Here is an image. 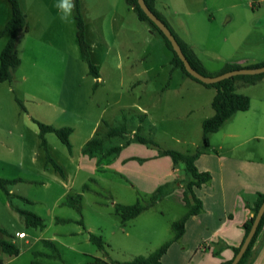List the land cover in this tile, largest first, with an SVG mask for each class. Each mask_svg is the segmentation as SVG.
I'll return each mask as SVG.
<instances>
[{"label":"rangeland","instance_id":"obj_1","mask_svg":"<svg viewBox=\"0 0 264 264\" xmlns=\"http://www.w3.org/2000/svg\"><path fill=\"white\" fill-rule=\"evenodd\" d=\"M20 2L27 13L30 31L22 32L18 38L22 62L13 70L11 80L0 83V178L23 179L8 184L6 190L0 188V238L16 243L20 252L9 255L0 248V264H82L96 258L116 264L149 255L152 244L140 245L132 221L123 224L112 205L113 201L132 204L136 197L145 204L150 200L149 194L134 192L132 195L124 187L125 177L121 173L95 171L96 181L80 173L73 188V194L83 195L79 213L66 204L71 195L63 194L66 188L56 182L49 185L39 182L46 179L49 183L55 173L52 167L51 170L43 168L46 151L40 146V130L33 118L56 127L77 126L72 144L75 152L81 153L79 142L94 125L105 132L127 122L129 128L133 127L137 116L143 115L140 107L144 106L154 113L157 121L152 133L157 144L145 145L151 152L160 154L167 149L194 152L203 144V119L214 113L212 100L216 87L199 82L198 88H187L181 96L174 91L156 94L167 75L168 58L173 52L165 46L157 30L139 19L127 0H70L74 7L67 20L61 19L64 13L57 7L60 0ZM208 5L214 8L215 21L210 19V10L204 8ZM219 5L227 2L159 0L156 8L172 31L181 40L194 44L204 57L206 76L221 74L230 65L224 62L223 54L232 49L225 37L233 29L236 18L226 22V11L219 13ZM77 6L91 44V60L102 76L99 83L81 57L76 35ZM10 13L9 1L0 0V29ZM5 43L6 38L1 37L0 53ZM214 53L222 54V58L214 57ZM149 67L153 70L145 72ZM246 78L235 80V91L250 97V107L234 113L222 128L232 126L236 132L247 133V128L253 126L254 131L248 134L256 133L258 137L251 143L264 147V138H261L264 135V81L249 85ZM219 133L217 136H221ZM45 138L51 152L64 164L68 148L53 132ZM84 183L90 189L83 192ZM153 210V221L147 230L151 242L157 241L169 228L167 225L175 215L184 212L182 207L180 210L168 208L166 201ZM23 211L42 216L44 227L28 225ZM54 216L68 221L57 224ZM83 226L93 227L94 233L102 235L104 249L85 240L86 232H80ZM19 230L26 231L28 236L16 237ZM40 235L47 239L55 236L58 256L38 238Z\"/></svg>","mask_w":264,"mask_h":264},{"label":"crops","instance_id":"obj_2","mask_svg":"<svg viewBox=\"0 0 264 264\" xmlns=\"http://www.w3.org/2000/svg\"><path fill=\"white\" fill-rule=\"evenodd\" d=\"M158 1L155 0V8L158 6ZM222 1H226L227 5H219L217 11H226L225 13L219 12L226 14V22L231 23L236 18L233 29L225 37L230 40V46L232 47L231 50L227 49L225 54H223L225 55V64L228 62L230 65L247 67L264 62V0ZM256 2H259V4ZM204 8L210 10V19L215 21L216 15L215 11H212L214 9L213 6L208 5L204 6ZM10 17H8L4 25ZM134 30L138 29L135 28ZM151 32L154 33L153 31ZM20 36L21 34L18 38ZM182 41L192 48L204 66V57L197 52L195 45L187 40ZM165 46L169 49L166 44ZM216 56L222 58V54L214 53V57ZM168 62L167 75L158 86L159 89L156 94L164 95L166 92L174 91V93L181 96L187 88L194 89L199 87V82L173 66V54L169 55ZM151 68H146L144 71L153 70ZM101 81L102 76L99 70V77L96 82L99 83ZM259 81L260 83L263 82L264 76ZM140 108L143 115L137 116V123L133 127L130 126V128L128 122L126 124L127 129L131 132L130 137L119 135L107 137L104 141L103 150L95 152L92 156L84 154L82 148L86 141L97 132L105 133V131H99L97 125H94L85 138L79 142L78 149L81 150V153L75 152L72 144L73 135L78 130L77 126H71L73 128L70 136L72 151H68V156H64V164L51 152L50 145L47 143L49 155L61 166L63 173L56 171L52 164L47 162L46 152L43 168L51 170L50 167H52L55 174L49 183L46 179L39 180V182L45 185L56 182L66 188L63 194L71 193L72 195L76 178L80 173H86L87 176H90L89 179L96 181L98 179L93 176L95 171H100V173L110 171L112 173H121L125 177L124 187H127L128 192H131L132 195L134 192H144L143 194H149L148 196L151 197L163 193L153 206L144 210L134 219L129 220L132 221L133 232L138 234L139 244L141 245L143 242L152 244L153 249H149V253H151L152 250L154 251L173 237L172 222L182 217L193 205L194 201L186 183L185 164L181 162L174 166L169 155L159 154L155 150L151 152L145 146L148 144L134 140V134L138 131L140 135L154 141L152 133L155 126H157V121L153 118L154 113L144 106ZM206 118L208 117L204 119ZM132 119L135 118L132 117ZM244 125L252 126V124ZM222 127L223 125L218 131L209 134V145L203 148V153L195 161L200 171L211 173L210 181L194 189L198 198L202 200L203 210L187 219L182 237L172 242L162 255V264H220L232 260L235 256L234 248L239 247L243 242L245 235L243 224L254 214L250 205L253 204L257 193H264V147L251 143L253 139L258 137L256 133L249 135L254 131L253 126L247 128V133L236 132L232 126L228 128ZM217 133L221 136H217ZM261 138H264V135ZM116 146H121L118 153L103 157L105 152ZM85 185L87 186L86 189L84 188ZM81 186L83 192L90 189L88 183H84ZM75 193L79 194L81 192H74L73 195H76ZM59 198L60 196L57 200ZM135 200L137 201L138 198L136 197ZM162 201L168 203V208L177 207L180 210V207H182L184 212L175 215L169 221L167 225L169 228L163 231L157 241H153L155 242L154 244L149 241L150 237L147 236L149 235L147 230L153 221L151 211ZM114 203L115 201L112 203L113 206ZM123 203L130 204L125 201ZM66 219L58 216L53 217V221L57 224L65 223L64 220ZM94 230L93 227L86 229L83 226L80 232H86L85 240L90 241L89 234L94 233ZM38 238L42 241L47 239L41 237V235ZM48 240L54 242L56 238L54 236L50 239L48 238ZM249 264H264V234L256 241L254 254Z\"/></svg>","mask_w":264,"mask_h":264},{"label":"trees","instance_id":"obj_3","mask_svg":"<svg viewBox=\"0 0 264 264\" xmlns=\"http://www.w3.org/2000/svg\"><path fill=\"white\" fill-rule=\"evenodd\" d=\"M11 6V17L7 21V23L0 29V38L5 37L6 43L3 46L1 53H0V83L4 81H8L12 79L13 76V70L18 67L21 63V57L19 55L18 49H17V41L18 37L22 32H28L29 31V23L27 21V13L21 6L20 0H8ZM127 2L131 5L133 10L137 13L140 20L147 21L154 30H157L158 33L163 37L165 40L166 45L169 47V49L173 52V66L175 68H179L182 70L186 75L191 77L192 79L201 82L194 76L188 73L186 70L182 60L178 57L176 52L174 51L170 41L167 39V37L162 33V31L158 28V26L145 14V12L142 10L140 5L138 4V0H127ZM148 7L169 27V25L164 21L163 17L158 13V11L155 8V0H145ZM77 41L80 48L81 57L85 62H87L89 67V73L92 74L94 77H99V70L98 67L92 62L91 56H90V43L88 42L86 38V26L84 19L82 17V14L80 13L79 6H77ZM173 35L176 37L177 41L179 42L185 56L187 57L188 61L192 65L194 69H196L198 72L204 73V66L201 62V60L196 56L192 48L183 42L175 33L172 31V29L169 27ZM264 62L250 65L247 67H255V66H261ZM236 68H242L240 65H229L227 66L221 73L236 69ZM264 76V73L255 74V75H235L229 78H225L221 81L215 82V83H203L207 86H213L216 87L217 91L216 94L212 100V107L214 109V114L202 122V131H203V144L201 147L197 148L194 152H180L176 150H162L160 153L164 155H169L173 161V165L176 166L179 163L185 164V172L187 175V187L189 191L192 194L193 197V205L187 210V212L180 217L179 219L172 222L171 227L173 230V237L163 243L160 247L152 251L149 255H139L135 258L123 261V262H117L116 264H162L161 257L162 255L167 251L168 247L171 245L172 242L177 241L180 239L185 231V223L187 219L194 214H198L203 210V203L200 198L195 193V187H200L202 184L208 182L211 180V173L208 171H200L195 161L196 159L203 153V148L209 145V134L212 132L218 131L223 123L229 119L234 113L238 111H246L250 107V97L243 93H238L235 91V80L238 77L246 78L247 84L252 85L255 84L258 80H260ZM96 87V85H95ZM16 99L19 102V105L21 106L23 111H26V108L22 101L16 97ZM34 122L38 125L40 130V138L41 142L40 145L45 149L47 152V162L52 164L54 169L58 171L59 173H63V170L61 166L49 155L48 153V146L47 141L45 138V134L49 132H53L57 135V137L61 140V142L68 148V151H72V144L70 140L71 133L73 132V128L71 126H61L56 127L52 124L44 123L42 121H39L37 119H34ZM124 136V137H130L131 132L127 129L126 125L121 126H115L110 128L105 133L97 132L92 138H90L86 143L83 145L82 152L84 154H87L89 156H92L95 152H101L103 150L104 141L107 137H113V136ZM134 140L143 144H155V142L151 139H148L142 135L138 131L134 134ZM121 149V146H116L110 148L107 152L103 154V157H107L109 155H113L115 153H118ZM190 177H192L190 179ZM17 181H23L22 178H13V179H5L0 178V188L6 190L7 185L11 183H15ZM84 188L86 189L87 186L85 185ZM163 195L157 194L150 197V200L143 204L139 200L132 203V204H124L120 202L114 203V210L115 213L119 216L121 219V222L125 224L129 220L137 217L140 215L144 210L150 208L153 206L157 199L160 198V196ZM82 198L83 195L81 193L76 195H69L68 200L66 201V204L76 209L79 213L82 212ZM264 201V193L259 192L256 195V198L251 206V209L253 210L254 214L251 216L248 220L245 221L243 224V227L245 229V235L243 242L248 235L255 215L261 206V204ZM26 218L27 224L34 226V227H44V218L34 212H22ZM68 220H64V222H67ZM264 234V214L259 222V225L257 227L256 233L254 237L252 238L251 242L249 243L246 251L244 252L242 258L239 260L237 264H249L253 254H254V247L256 241L259 239L261 235ZM90 241L97 245L98 248L104 249L105 248V240L103 239L102 235L96 234V233H90L89 234ZM44 244L46 246H49L54 251V256H58V248L55 245V243L51 240L44 239ZM242 242V243H243ZM241 243V245H242ZM234 248V254L239 251L240 247ZM0 248L6 252L9 255H18L20 252L19 247L16 243L5 240L0 238ZM232 260L222 262L220 264H230ZM32 264H45V263H35ZM82 264H108L107 261L96 258L93 261H88Z\"/></svg>","mask_w":264,"mask_h":264},{"label":"water","instance_id":"obj_4","mask_svg":"<svg viewBox=\"0 0 264 264\" xmlns=\"http://www.w3.org/2000/svg\"><path fill=\"white\" fill-rule=\"evenodd\" d=\"M138 4L142 8V10L145 12V14L158 26V28L162 31V33L167 37V39L170 41L174 51L178 55V57L182 60L186 70L188 71L189 74L197 78L203 83H215L218 81H221L225 78H229L235 75H255V74H260L264 73V64L261 66H255V67H242V68H236L232 69L226 72H223L221 74H218L216 76H206L203 75L202 73L198 72L196 69L192 67L190 62L188 61L187 57L185 56L179 42L177 41L176 37L173 35L169 27L148 7L146 4L145 0H138ZM264 214V201L259 207L252 227L246 236L244 242L242 243L239 251L236 253L234 258L232 259L230 264H237L239 260L242 258L244 252L246 251L249 243L251 242L252 238L254 237L257 227L259 225V222Z\"/></svg>","mask_w":264,"mask_h":264},{"label":"clouds","instance_id":"obj_5","mask_svg":"<svg viewBox=\"0 0 264 264\" xmlns=\"http://www.w3.org/2000/svg\"><path fill=\"white\" fill-rule=\"evenodd\" d=\"M57 7L64 13L61 19L67 20L71 9L74 7V4L70 3V0H60V3L57 5Z\"/></svg>","mask_w":264,"mask_h":264},{"label":"built area","instance_id":"obj_6","mask_svg":"<svg viewBox=\"0 0 264 264\" xmlns=\"http://www.w3.org/2000/svg\"><path fill=\"white\" fill-rule=\"evenodd\" d=\"M15 236L20 238V239H24L28 236L26 231H18L15 233Z\"/></svg>","mask_w":264,"mask_h":264}]
</instances>
